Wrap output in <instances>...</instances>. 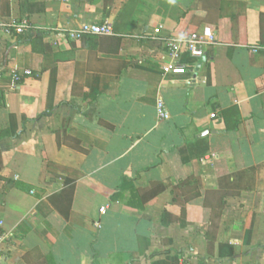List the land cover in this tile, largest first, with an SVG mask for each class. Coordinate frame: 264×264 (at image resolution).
Instances as JSON below:
<instances>
[{
  "label": "crops",
  "instance_id": "obj_1",
  "mask_svg": "<svg viewBox=\"0 0 264 264\" xmlns=\"http://www.w3.org/2000/svg\"><path fill=\"white\" fill-rule=\"evenodd\" d=\"M12 19L0 264H264V0H0ZM83 22L112 32L71 39ZM204 27L205 57L164 74L163 38Z\"/></svg>",
  "mask_w": 264,
  "mask_h": 264
},
{
  "label": "built area",
  "instance_id": "obj_2",
  "mask_svg": "<svg viewBox=\"0 0 264 264\" xmlns=\"http://www.w3.org/2000/svg\"><path fill=\"white\" fill-rule=\"evenodd\" d=\"M67 2L68 0H61ZM0 26L8 33H22L28 27L25 21L10 20L5 23H0ZM154 34L159 33L160 29L155 28ZM111 27L107 23L96 24L91 22H83L78 27L71 29L68 32V36L71 39L78 40L86 35H109L111 34ZM215 31L210 27H204L202 31L192 32L186 36L180 37H165L163 38L164 46L167 50L169 60L162 65V71L164 74H184L188 70L187 66L181 63L180 56L186 52L194 59H200L205 57L207 47L213 45L216 42ZM155 38V37H154ZM31 70L24 69L19 72H14L12 78L14 83H20L24 76L30 75ZM156 113L159 120H165L169 117L168 110L166 109L165 103L162 99L158 98L156 101ZM212 114L211 116H214ZM104 207L100 208L103 211ZM8 233L1 229L0 222V259L3 258L1 245L7 239Z\"/></svg>",
  "mask_w": 264,
  "mask_h": 264
},
{
  "label": "trees",
  "instance_id": "obj_3",
  "mask_svg": "<svg viewBox=\"0 0 264 264\" xmlns=\"http://www.w3.org/2000/svg\"><path fill=\"white\" fill-rule=\"evenodd\" d=\"M68 190H70V192L72 191V186L70 185V187H68ZM164 190V186L159 184V183H153L152 185H150L149 188L146 189H142L138 192V198L141 201V205L142 203L147 202L148 200L152 199L153 197H155L156 195H158L160 192H162ZM136 192V193H137Z\"/></svg>",
  "mask_w": 264,
  "mask_h": 264
}]
</instances>
